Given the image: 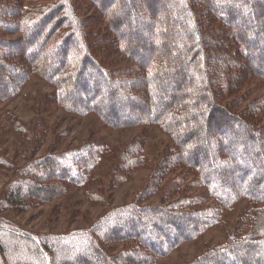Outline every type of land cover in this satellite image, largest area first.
Segmentation results:
<instances>
[{"label":"trees","instance_id":"trees-1","mask_svg":"<svg viewBox=\"0 0 264 264\" xmlns=\"http://www.w3.org/2000/svg\"><path fill=\"white\" fill-rule=\"evenodd\" d=\"M114 1L102 0L106 6ZM188 1H171L172 7L177 8L173 14L176 20L192 24L189 32L179 27L180 38L176 37L174 22L170 29L159 28L155 20L152 22L146 17V23L132 15V0H119L117 9L115 6L103 10L109 20L107 32L117 36L115 49L143 70L140 77L128 80L146 90L139 99L130 90L127 93L120 86L121 81L109 77L98 65L87 42L92 32L83 27L71 0H58L43 14L33 13L22 20L23 29L28 31L23 32L27 38L23 54L28 61L35 60L42 76L57 86L59 101L65 109L79 114L95 112L114 127L143 121L161 125L175 143L174 153L165 161V169L186 165L182 169L196 174L212 203L202 205L198 201L189 207H176L178 203L173 202L162 206L132 204L113 208L89 229L58 236H32L2 226L0 264H153L157 257L167 255L182 242L196 239L212 226L215 213H222L240 200L248 201L251 209L256 205L257 212H249L251 216L256 213L252 232L231 236L230 241L190 264H254L252 261L264 264V130L253 125L255 113L262 105L258 107L255 102L249 105L244 112L248 115L247 124L224 113L223 105L216 102L219 97L222 99L218 96L221 89L229 88L227 78L234 80L237 74L241 78V74L252 73L264 79V0H212L211 14L227 31L219 35L221 40L219 44L213 43L214 48L207 35L198 32L193 12L185 5ZM57 13L69 30L59 42L48 46L47 37H39L40 32ZM161 15L162 23L166 24L168 14ZM151 23L156 28L148 33ZM53 26L50 31L54 30ZM192 34L193 38L197 37L193 43L189 42L186 49L180 47ZM227 36L237 42L234 50L243 55L242 62L226 59L225 66L219 67L220 60L225 59V50L229 49ZM173 45L179 46L172 52L174 57L167 52ZM208 49L222 52L214 56ZM4 61L0 54V69H3L0 70V97L8 93L4 72H16L14 65ZM181 67L185 77L177 74ZM236 68H240L241 74H236ZM21 75L24 78L23 72ZM123 93L129 94V98ZM226 115L230 120L225 123ZM52 160L50 171L59 170L66 182L79 178L70 175L72 163L57 164L56 157ZM22 193V190L12 192L5 202L7 206L24 208L26 201ZM116 238L135 243V250L124 253L123 258L105 253L104 242L111 243Z\"/></svg>","mask_w":264,"mask_h":264},{"label":"rangeland","instance_id":"rangeland-1","mask_svg":"<svg viewBox=\"0 0 264 264\" xmlns=\"http://www.w3.org/2000/svg\"><path fill=\"white\" fill-rule=\"evenodd\" d=\"M118 1L107 6L102 0H71V4L83 27L92 32L87 42L98 65L109 77L121 81L120 86L127 93L130 90L139 99L146 90L134 86L137 82L132 84L128 80L140 77L143 70L115 49L116 33L107 32L106 21L109 20L103 10L115 6L117 9ZM171 1L132 0V15L146 23V17L156 21L159 28L170 29L174 25L171 22H174L176 37L180 38L179 27L183 26V30L189 32L192 24L176 20L173 14L177 8L172 7ZM57 3L58 0H0V54L4 62L16 67V72H4L7 74L8 95L0 97V227L14 228L32 236H58L87 230L108 210L132 204L162 206L173 202L178 203L176 207L193 206L198 201L202 205L211 204L212 200L196 174L182 169L186 165H166L165 169V161L174 153L175 143L161 125L143 121L114 127L95 112L79 114L62 106L57 86L42 76L35 67V60L28 61L23 54L27 38L23 35L26 30L22 20L33 13L43 14ZM185 5L193 12L198 32L207 35L212 47H216L213 43L219 44V35L227 31L211 14L212 0H189ZM161 13L168 14L166 24L162 23ZM61 19L64 18L60 13L53 15L40 32L39 37H47L48 46L59 42L69 30L65 20L62 22ZM52 25L54 30L50 31ZM155 28L151 23L147 32H154ZM195 38L192 34L180 47L186 49ZM226 40L229 49L225 50V59L220 60L219 67L225 66L226 59L235 58L242 62L243 55L234 50L237 42L232 36H227ZM177 48L179 46L173 45L168 51L161 50L174 57L172 52ZM216 52L222 51L209 50L214 56ZM239 69L236 68V74L240 73ZM248 70H251L249 66ZM183 71L181 67L177 74L185 77ZM238 75L234 80L227 78L229 88L221 89L218 96L222 99L219 97L216 102L223 105L221 110L224 113L241 118L247 124L249 119L244 112L249 105L253 102L258 103V107L262 105L255 113L253 125L264 130V79L252 73L241 74V78ZM123 94L129 98V94ZM229 116L225 123L230 120ZM52 157L60 161H55L57 164L72 163L73 173L70 175L79 178L66 182L59 170L50 171ZM20 190L26 205L11 209L5 202L12 192ZM249 212H257L256 205L253 204L251 209L248 201L240 200L222 213H215L216 219L212 220L210 228L196 239L182 242L167 255L157 257L153 264H190L209 250L230 241L231 236L252 232L256 213L251 216ZM104 243L105 253L119 254L122 258L124 253L135 250V243L120 238ZM1 257L6 256L1 254Z\"/></svg>","mask_w":264,"mask_h":264}]
</instances>
